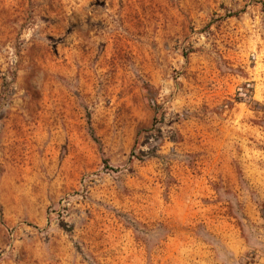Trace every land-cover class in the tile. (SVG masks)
I'll list each match as a JSON object with an SVG mask.
<instances>
[{
	"label": "rangeland",
	"instance_id": "374dc122",
	"mask_svg": "<svg viewBox=\"0 0 264 264\" xmlns=\"http://www.w3.org/2000/svg\"><path fill=\"white\" fill-rule=\"evenodd\" d=\"M263 247L264 0H0V264Z\"/></svg>",
	"mask_w": 264,
	"mask_h": 264
},
{
	"label": "crops",
	"instance_id": "0c3cea01",
	"mask_svg": "<svg viewBox=\"0 0 264 264\" xmlns=\"http://www.w3.org/2000/svg\"><path fill=\"white\" fill-rule=\"evenodd\" d=\"M251 264H264V247L259 250V254L256 257V261Z\"/></svg>",
	"mask_w": 264,
	"mask_h": 264
}]
</instances>
